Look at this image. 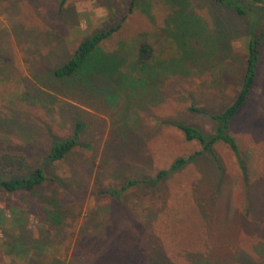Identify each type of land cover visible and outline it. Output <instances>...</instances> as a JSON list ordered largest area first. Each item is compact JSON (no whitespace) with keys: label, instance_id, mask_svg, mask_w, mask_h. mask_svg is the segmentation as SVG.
Instances as JSON below:
<instances>
[{"label":"rangeland","instance_id":"obj_1","mask_svg":"<svg viewBox=\"0 0 264 264\" xmlns=\"http://www.w3.org/2000/svg\"><path fill=\"white\" fill-rule=\"evenodd\" d=\"M59 2L0 0V116L16 118L28 133L0 128V153H26L31 171L43 164L51 135L69 137L74 120L83 124L85 145L43 164L56 183L32 193L0 191V264H264V42L255 85L230 125L239 165L227 145L218 142L209 154L172 124L212 133L211 118L188 108L216 112L233 100L246 60L245 19L194 0L219 49L194 57L186 76H162L155 90L133 97L115 83L77 90L50 77L82 40L126 13L122 0H67L60 10ZM167 17L162 2L141 0L99 48L125 59L124 76L142 34L155 60L175 62ZM231 25L233 34L223 36ZM189 155L193 161L154 182ZM129 180L141 183L118 199L99 193Z\"/></svg>","mask_w":264,"mask_h":264},{"label":"trees","instance_id":"obj_2","mask_svg":"<svg viewBox=\"0 0 264 264\" xmlns=\"http://www.w3.org/2000/svg\"><path fill=\"white\" fill-rule=\"evenodd\" d=\"M66 1L60 0L59 10L64 6ZM122 1L125 4L126 13L119 23L107 30L96 31L82 40L68 61L50 72L49 75L55 82L66 83V85L77 90L88 89L90 91H95L101 83L104 86H110L115 83L114 85L116 86L126 88L131 96L134 97L138 93L143 94L147 90H155L162 76L167 77L170 74L177 73L186 76L190 71L187 63L191 62L194 57L199 61V59L207 58L210 54H213L214 50L219 49L216 45L215 36L212 34L207 36L206 27L201 18L194 14L192 6L194 0H158L168 9L165 28L167 30L166 35L175 42L179 50V57L175 59V62L171 61V63L155 60L153 49L145 39V35L142 34V41L138 45L135 59L128 66L131 70V75L124 76L119 72V68L124 67L125 59L117 55L106 54L99 48L102 42L108 40L121 27L127 16L135 11L138 7V2L141 0ZM145 1L148 2L150 0ZM212 1L219 8L232 12L237 17L247 21L245 37L246 60L242 80L233 100L220 111L213 112L200 109L194 104L188 108L192 113L205 114L211 118L214 124L212 133L205 134L198 128L184 123H174L172 125L182 133L186 141H196L202 150L209 154H213V146L216 143L222 142L228 146L238 160L239 165H241L236 140L230 134V125L245 105L256 82L258 62L264 42V0ZM146 10V8L142 9L144 13H147ZM216 27L220 29V23H216ZM228 29L223 36L233 34V26L231 25ZM222 41L223 48L225 46L227 50H230L231 45L229 40ZM197 47L199 51L196 49ZM103 85L101 87H104ZM12 117L14 116L10 118ZM4 119L5 122H3L0 116L1 131L5 133L11 132L15 136H23L24 134L26 136L28 134L24 131L23 124L19 123L16 118ZM82 129L83 124L74 120L73 131L69 137L58 138L51 135L42 163L53 164L61 162L78 148L85 147L79 141ZM18 133L20 135H17ZM25 143L28 144L30 141L26 139ZM193 160L194 155L176 158L167 170H161L156 174L154 182L160 181L180 170ZM43 164L29 171L31 166L29 165L26 153L3 151L0 153V191L8 194L32 193L38 187L44 186L47 183H56V178L46 176ZM139 183H141L139 180H129L119 189L108 188L99 191V193L108 194L118 199L126 190L135 187ZM56 216V214L52 215L54 218Z\"/></svg>","mask_w":264,"mask_h":264}]
</instances>
